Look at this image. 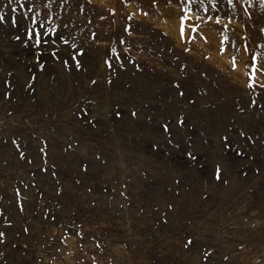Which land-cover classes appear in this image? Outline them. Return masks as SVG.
I'll return each mask as SVG.
<instances>
[{
	"label": "rangeland",
	"instance_id": "obj_1",
	"mask_svg": "<svg viewBox=\"0 0 264 264\" xmlns=\"http://www.w3.org/2000/svg\"><path fill=\"white\" fill-rule=\"evenodd\" d=\"M0 264H264V0H0Z\"/></svg>",
	"mask_w": 264,
	"mask_h": 264
}]
</instances>
